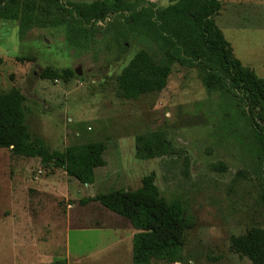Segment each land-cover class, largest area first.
I'll return each mask as SVG.
<instances>
[{
    "label": "rangeland",
    "instance_id": "obj_1",
    "mask_svg": "<svg viewBox=\"0 0 264 264\" xmlns=\"http://www.w3.org/2000/svg\"><path fill=\"white\" fill-rule=\"evenodd\" d=\"M127 1L158 8L172 2ZM221 2L218 27L234 55L264 78V0ZM141 49L161 54L123 12L112 11L84 30L74 21L44 22L24 34L19 21L0 20V93L23 91L32 133L51 149L90 141L108 145L106 165L96 170L92 185L39 157L0 148V264H134L131 222L89 199L136 189L150 173L161 195L180 201L191 222L181 261L150 264H252L232 250L231 239L264 228L260 162L239 126L229 125L221 94L205 87L197 68L175 64L162 91L121 98L117 76ZM48 68L72 76L42 78ZM159 129L175 154L137 157L136 137Z\"/></svg>",
    "mask_w": 264,
    "mask_h": 264
},
{
    "label": "trees",
    "instance_id": "obj_2",
    "mask_svg": "<svg viewBox=\"0 0 264 264\" xmlns=\"http://www.w3.org/2000/svg\"><path fill=\"white\" fill-rule=\"evenodd\" d=\"M221 8V0H172L161 8L154 2L134 6L127 0H0V20L19 21L24 34L35 24L44 22L64 25L74 21L84 30L92 21L103 20L112 11L123 12L131 28L155 41L161 54L156 56L146 49L138 51L117 76L118 95L136 100L162 91L175 64L197 68L205 87L221 94L229 125L239 126L261 164L264 202V78L234 55L216 23ZM125 11L129 14H124ZM41 76L69 80L72 73L48 68ZM107 147L105 141H90L63 150L51 149L44 138L30 129L23 91L13 87L0 93V148H9L19 156L39 157L43 163H53L81 183L92 185L96 170L106 165ZM175 152L176 147L161 129L136 137V154L141 159ZM89 200H96L128 219L137 230L133 236L134 264L181 261L190 218L180 201L161 195L153 173L145 175L136 189L117 188ZM231 248L248 257L252 264H264V228L252 227L242 235L233 236ZM42 264L68 262L63 259Z\"/></svg>",
    "mask_w": 264,
    "mask_h": 264
},
{
    "label": "crops",
    "instance_id": "obj_3",
    "mask_svg": "<svg viewBox=\"0 0 264 264\" xmlns=\"http://www.w3.org/2000/svg\"><path fill=\"white\" fill-rule=\"evenodd\" d=\"M134 230H136V229H134ZM137 231V230H136ZM136 231L134 232V233H132V235L134 236V234L136 233ZM115 243H117V242H115ZM117 245H115V247H116ZM132 249H133V247H132Z\"/></svg>",
    "mask_w": 264,
    "mask_h": 264
}]
</instances>
